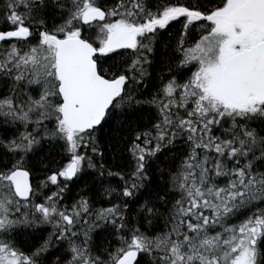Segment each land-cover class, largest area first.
Returning a JSON list of instances; mask_svg holds the SVG:
<instances>
[{
  "label": "snow or ice",
  "instance_id": "snow-or-ice-1",
  "mask_svg": "<svg viewBox=\"0 0 264 264\" xmlns=\"http://www.w3.org/2000/svg\"><path fill=\"white\" fill-rule=\"evenodd\" d=\"M0 264H264V0H0Z\"/></svg>",
  "mask_w": 264,
  "mask_h": 264
}]
</instances>
